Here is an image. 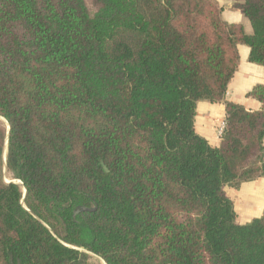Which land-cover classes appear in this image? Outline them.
<instances>
[{"label": "trees", "instance_id": "trees-1", "mask_svg": "<svg viewBox=\"0 0 264 264\" xmlns=\"http://www.w3.org/2000/svg\"><path fill=\"white\" fill-rule=\"evenodd\" d=\"M233 7L251 33L218 0H0V264H264V212L226 191L264 177V84L226 99L264 0Z\"/></svg>", "mask_w": 264, "mask_h": 264}, {"label": "crops", "instance_id": "crops-1", "mask_svg": "<svg viewBox=\"0 0 264 264\" xmlns=\"http://www.w3.org/2000/svg\"><path fill=\"white\" fill-rule=\"evenodd\" d=\"M223 7L222 18L228 23H241L246 32H252L249 19L239 9L233 7V0H218ZM251 49L247 44H239V67L229 83L226 99L240 103L248 110H258L262 103L249 96L259 84H264V66L250 60ZM226 110L223 102H198L195 119L196 132L208 140L212 146H218L221 138L218 128L225 120ZM237 212V221L241 224L260 217L264 212V177L243 182L240 188L226 187Z\"/></svg>", "mask_w": 264, "mask_h": 264}, {"label": "rangeland", "instance_id": "rangeland-1", "mask_svg": "<svg viewBox=\"0 0 264 264\" xmlns=\"http://www.w3.org/2000/svg\"><path fill=\"white\" fill-rule=\"evenodd\" d=\"M0 122L4 125H6V120L2 117H0ZM7 178V177H6ZM9 178H7L8 180ZM9 181V180H8ZM91 262L95 264H105L103 260H101L99 257L92 254Z\"/></svg>", "mask_w": 264, "mask_h": 264}, {"label": "built area", "instance_id": "built-area-1", "mask_svg": "<svg viewBox=\"0 0 264 264\" xmlns=\"http://www.w3.org/2000/svg\"><path fill=\"white\" fill-rule=\"evenodd\" d=\"M224 127H225V121H222L221 124L219 125V128H218V136H219L220 138H221V136H222V133H223Z\"/></svg>", "mask_w": 264, "mask_h": 264}, {"label": "water", "instance_id": "water-1", "mask_svg": "<svg viewBox=\"0 0 264 264\" xmlns=\"http://www.w3.org/2000/svg\"><path fill=\"white\" fill-rule=\"evenodd\" d=\"M9 133V132H8ZM8 182H12V181H8ZM13 182H15V181H13Z\"/></svg>", "mask_w": 264, "mask_h": 264}]
</instances>
